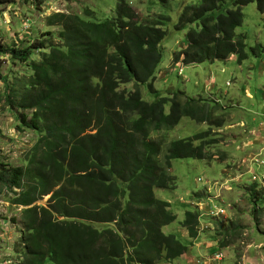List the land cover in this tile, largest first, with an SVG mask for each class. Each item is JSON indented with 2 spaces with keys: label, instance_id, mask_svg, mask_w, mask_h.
I'll return each mask as SVG.
<instances>
[{
  "label": "trees",
  "instance_id": "obj_1",
  "mask_svg": "<svg viewBox=\"0 0 264 264\" xmlns=\"http://www.w3.org/2000/svg\"><path fill=\"white\" fill-rule=\"evenodd\" d=\"M254 2L264 12V0L184 4L176 29L186 30V46L173 62L214 63L234 55L242 64L245 36L236 28L244 22L242 7ZM94 14L86 7L82 14L48 16L49 26L62 27L60 44L53 33L28 47L0 41V57L30 69L5 87V99L16 124L38 133L22 164H0V191L13 192L12 203L24 206L15 245L23 248L19 264H155L187 250L175 233L163 231L176 216L155 188H176L168 171L172 159H203L212 140L204 141L209 130L201 131L169 141L164 152L152 133L169 130L184 116L216 127L225 120L203 98L152 89L169 15L141 22L127 0H119L114 18H86ZM35 51L39 59H32ZM145 85L152 99L144 96ZM252 194L255 203L260 193L253 186ZM45 195L46 204L35 203ZM199 220L197 207L185 210L181 223L189 236H197Z\"/></svg>",
  "mask_w": 264,
  "mask_h": 264
},
{
  "label": "rangeland",
  "instance_id": "obj_2",
  "mask_svg": "<svg viewBox=\"0 0 264 264\" xmlns=\"http://www.w3.org/2000/svg\"><path fill=\"white\" fill-rule=\"evenodd\" d=\"M195 1L127 0L141 22L161 14L171 17L166 27L168 35L162 44V63L151 83L152 89L166 95L172 94L168 89L179 90L203 98L225 120L221 127H216L184 116L169 130L152 133L161 139L164 152L169 141L192 137L197 132L209 130L204 141L212 140L207 144L209 154L203 159H172L168 171L176 177V188H155L157 197L167 200L176 216L163 231L175 233L187 244L186 253L155 264H264V12L256 9L255 2L242 7L244 22L236 28L237 34L245 36L247 58L242 64L232 55L214 63L177 65L173 62L174 54L186 46V30L176 29L181 7ZM118 5L119 0L0 3V41L6 47L24 41L28 47L34 40L53 33L54 40L60 44L58 36L62 27L49 26L48 16L82 14L87 7L95 11L87 19L103 21L117 15ZM227 8H233V3L229 1ZM40 57L41 52L35 51L32 59ZM28 73V64L0 57V164H22L38 139L36 131L16 124L15 111L5 99V87L8 90L12 82ZM127 89H132V85ZM141 90L147 99H152L147 85ZM252 186L257 196L260 193L255 203ZM12 195L13 192L0 191V264H19L22 258L23 248L16 249L15 245L21 240L23 225L19 212L24 206L14 205ZM48 198L45 195L35 203L46 204ZM212 205L226 211L217 217ZM189 207L202 211L207 208L204 216L207 221L200 218L195 238L188 235L181 223ZM216 252H221L222 260L214 257Z\"/></svg>",
  "mask_w": 264,
  "mask_h": 264
},
{
  "label": "built area",
  "instance_id": "obj_3",
  "mask_svg": "<svg viewBox=\"0 0 264 264\" xmlns=\"http://www.w3.org/2000/svg\"><path fill=\"white\" fill-rule=\"evenodd\" d=\"M211 208H212L213 210L216 209V212H217V213H216V216H217V217L221 216V215L226 211L225 208H219V207H216L215 205H214V206L212 205ZM199 211H201V213H200L201 215L204 214V211H202V210H199ZM206 214H207V211H206ZM215 256H216L217 259H221V258L223 257V255L221 254V252H216V253H214V257H215ZM222 259H223V258H222ZM222 259H221V260H222ZM221 260H220V261H221Z\"/></svg>",
  "mask_w": 264,
  "mask_h": 264
},
{
  "label": "crops",
  "instance_id": "obj_4",
  "mask_svg": "<svg viewBox=\"0 0 264 264\" xmlns=\"http://www.w3.org/2000/svg\"><path fill=\"white\" fill-rule=\"evenodd\" d=\"M185 41H186V40H185ZM185 41H183V42H185ZM197 208H198V207H197ZM206 211H207V208H206V210L204 211V214H202V215L200 216V218L202 217L203 219H205V220L207 221V219L204 218V216L207 215V214H206ZM185 253H186V252H185Z\"/></svg>",
  "mask_w": 264,
  "mask_h": 264
}]
</instances>
